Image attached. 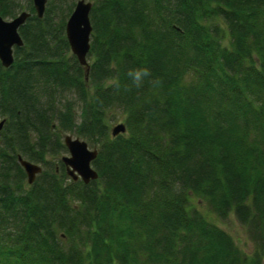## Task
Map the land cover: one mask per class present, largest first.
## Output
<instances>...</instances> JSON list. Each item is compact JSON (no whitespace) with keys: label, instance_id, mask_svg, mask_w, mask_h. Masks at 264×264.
Returning a JSON list of instances; mask_svg holds the SVG:
<instances>
[{"label":"trees","instance_id":"1","mask_svg":"<svg viewBox=\"0 0 264 264\" xmlns=\"http://www.w3.org/2000/svg\"><path fill=\"white\" fill-rule=\"evenodd\" d=\"M75 1L39 19L0 0L4 19L31 14L0 63V264H264V0H89L87 79L65 36ZM66 133L97 149V180L47 160ZM18 155L43 165L31 185ZM194 199L234 215L251 255Z\"/></svg>","mask_w":264,"mask_h":264},{"label":"water","instance_id":"2","mask_svg":"<svg viewBox=\"0 0 264 264\" xmlns=\"http://www.w3.org/2000/svg\"><path fill=\"white\" fill-rule=\"evenodd\" d=\"M31 1L37 18L41 19L45 12L47 0ZM91 8L92 3L90 1L77 0L65 25V36L71 54L75 56L79 65L84 68L86 79L89 71L87 56L90 50V36L92 33ZM30 15L29 12L22 11L9 21L0 16V63L6 69L14 62L13 49L23 45L19 29L26 23ZM3 125L4 120H1L0 130ZM110 133L113 138L125 134V124H116L110 129ZM63 138V144L69 156L62 157L61 161L65 166L67 175L73 181L80 179L84 184L97 180L98 173L92 166V162L98 154L97 149H89L85 141L73 138L70 135H65ZM17 160L26 174L28 185H31L36 176L41 173V168L39 165L23 159L20 155L17 156Z\"/></svg>","mask_w":264,"mask_h":264},{"label":"rangeland","instance_id":"3","mask_svg":"<svg viewBox=\"0 0 264 264\" xmlns=\"http://www.w3.org/2000/svg\"><path fill=\"white\" fill-rule=\"evenodd\" d=\"M18 1H19L20 5H22L23 7L25 6V4L27 2V0H18ZM76 1H75V3H76ZM87 1H89V0H87ZM90 2L92 3V1H90ZM5 20L9 21V20H11V18H5ZM224 43H227V39H226V41ZM88 63H90V61H88ZM66 98L69 99V100H73V95L72 94H69V95L67 94ZM112 113H113V120H111L109 122L110 129L113 126H115L116 124H118V123H124V119H123V117H122V115H121L119 110H115ZM76 114H77L76 120L78 122L79 121V117H78L79 110L78 109H76ZM65 135H70L73 138H77L72 133H66V134L63 135V137ZM63 137H62V140L64 139ZM80 140H83V139H80ZM87 145H88L89 149L93 148L89 143H87ZM67 156H69V153H68V151H65V152L59 153L58 155H56L54 157H48L47 160L51 161L52 165L55 166L57 168V170H58L60 163H62L61 158L62 157H67ZM37 165H39V167L41 168V171H42L43 170V165H41V164H37ZM193 202L200 209V211L202 213H204V214H206V216H208L209 220H211L219 228H221L222 230H224L226 233H228L231 236V238L233 239L234 243L242 251V253H244L247 256L251 255V253L253 252V249H254L253 243L249 240L248 235L246 233V229L236 220L234 215H230L225 221H221V220L217 219L214 215L209 213L208 208H207V206L205 204L201 203L197 199H194Z\"/></svg>","mask_w":264,"mask_h":264},{"label":"clouds","instance_id":"4","mask_svg":"<svg viewBox=\"0 0 264 264\" xmlns=\"http://www.w3.org/2000/svg\"><path fill=\"white\" fill-rule=\"evenodd\" d=\"M147 75H148L147 71H144V72H136L134 78L137 81V83H139L140 80H141V77L142 76H147Z\"/></svg>","mask_w":264,"mask_h":264},{"label":"bare ground","instance_id":"5","mask_svg":"<svg viewBox=\"0 0 264 264\" xmlns=\"http://www.w3.org/2000/svg\"><path fill=\"white\" fill-rule=\"evenodd\" d=\"M70 16V15H69Z\"/></svg>","mask_w":264,"mask_h":264}]
</instances>
